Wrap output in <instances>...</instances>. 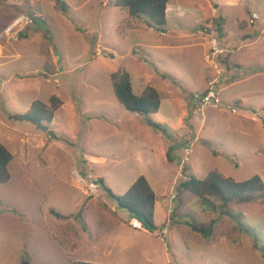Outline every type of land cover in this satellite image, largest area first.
<instances>
[{"label":"rangeland","instance_id":"1","mask_svg":"<svg viewBox=\"0 0 264 264\" xmlns=\"http://www.w3.org/2000/svg\"><path fill=\"white\" fill-rule=\"evenodd\" d=\"M60 1L66 12L58 0H0V142L14 156L0 185V264H264L241 231L264 247V204L210 207L176 190L214 170L264 180V0H171L159 29L113 0ZM21 16L29 24L9 31ZM207 30L232 53L219 64L218 104L203 105L198 94L217 75ZM120 69L135 94L160 93L157 114L117 101L111 75ZM52 96L63 103L52 123L24 117ZM75 172L119 196L145 176L157 230L130 229L129 213L104 190L87 194ZM193 219L217 221L210 240L187 225Z\"/></svg>","mask_w":264,"mask_h":264},{"label":"trees","instance_id":"2","mask_svg":"<svg viewBox=\"0 0 264 264\" xmlns=\"http://www.w3.org/2000/svg\"><path fill=\"white\" fill-rule=\"evenodd\" d=\"M170 2L171 0H113V6L125 10L135 22L146 18L145 24L148 27L159 29L167 24ZM58 3L61 5L62 10L66 12L65 4L60 0H58ZM111 82L117 101L127 111L144 117H150L159 112L161 95L155 88L147 87L141 95L135 94L130 74L122 69L111 75ZM62 105V101L57 96H52L49 104L41 101L33 103L30 111L24 117L36 124L52 123L55 113ZM13 159L14 156L11 151L0 142V185L6 184L11 179L9 166ZM184 172L186 173L185 168ZM98 182L101 190H104L108 197L117 203L119 208L125 209L129 213V220L137 219L149 232L157 230L155 225L157 196L145 176H140L129 190L120 196L115 195L102 178ZM176 190L189 192L202 199L203 203L210 207L212 199L222 202L225 206L229 203L240 205L264 204V180L260 176H253L248 180L238 182L232 178H225L214 170L205 179H198L192 175L186 176V179L177 186ZM216 224V220L208 225L198 224L194 219L187 223L195 233L206 240L213 237ZM241 231L252 239L254 248L259 250L264 258V247L260 244L256 233L243 225H241ZM73 264L97 263L75 262Z\"/></svg>","mask_w":264,"mask_h":264},{"label":"built area","instance_id":"3","mask_svg":"<svg viewBox=\"0 0 264 264\" xmlns=\"http://www.w3.org/2000/svg\"><path fill=\"white\" fill-rule=\"evenodd\" d=\"M258 19H259L258 14L254 13L252 15L251 23L254 24V22ZM24 23H26V25H28L29 19L26 16H21L14 21V23L10 26V28L8 30L10 31V30H13L16 28L18 29ZM162 34H164V33H162ZM229 53H231V51L224 50L220 46V42L218 41V39L216 37H214L213 35H211V47H210L209 52L206 54L205 58L207 61H209L215 65L217 75L211 82L208 83V88L206 89V91L198 96L200 102L203 105L218 104L219 94H220V90H219L218 86L222 84L223 79L226 75V70L220 69L219 64L222 65V63H221L222 57L224 55H228ZM186 153H187V155L190 153V148L186 150ZM186 159H188V158H186ZM186 159H185V161H186ZM75 174L77 176L76 178H77L78 184L80 186L85 187L87 194H89L91 196H95L100 192L101 186H100L98 181H96V180H85L78 173L75 172ZM174 197L175 196L172 193L171 194V200H173ZM130 224H131L132 228H134V229H137V230L144 229L141 222L138 221L137 219H132Z\"/></svg>","mask_w":264,"mask_h":264},{"label":"crops","instance_id":"4","mask_svg":"<svg viewBox=\"0 0 264 264\" xmlns=\"http://www.w3.org/2000/svg\"><path fill=\"white\" fill-rule=\"evenodd\" d=\"M217 13V10H215V12H214V14H216ZM211 20V19H210ZM252 20V19H251ZM251 20H250V22H251ZM162 33H164V34H162ZM213 33V32H212ZM211 32H208V30H207V34H208V36H210L211 37V34H212ZM161 35L162 36H166V32H161ZM183 36H185L183 33H179V35L177 36V37H183ZM246 36V35H245ZM250 36V35H249ZM248 36V37H249ZM183 38H185V37H183ZM223 48V47H222ZM224 50H227V49H225V48H223ZM232 53V52H231ZM206 91V90H205ZM204 91V92H205ZM203 93V92H202ZM202 93H200V94H202ZM200 94H198V96L200 95ZM189 149V148H188ZM187 150V149H186ZM184 162V161H183ZM92 174V173H91ZM91 174H89V177L91 176ZM134 184V183H133ZM174 189V186L171 188V190H173ZM157 196V195H156ZM156 205H157V201H156ZM155 211H156V208H155ZM130 222H131V220H129L128 221V226L130 227V229H132L133 231H136V232H144V233H148V231L146 230V229H142V230H137V229H134V228H132V226L130 225ZM108 253V257L111 255V253H110V251L109 252H107Z\"/></svg>","mask_w":264,"mask_h":264},{"label":"water","instance_id":"5","mask_svg":"<svg viewBox=\"0 0 264 264\" xmlns=\"http://www.w3.org/2000/svg\"><path fill=\"white\" fill-rule=\"evenodd\" d=\"M149 121H150V119H148ZM41 127V126H40ZM42 128V127H41ZM44 129V128H43ZM46 131H47V129H46Z\"/></svg>","mask_w":264,"mask_h":264},{"label":"clouds","instance_id":"6","mask_svg":"<svg viewBox=\"0 0 264 264\" xmlns=\"http://www.w3.org/2000/svg\"><path fill=\"white\" fill-rule=\"evenodd\" d=\"M145 229V228H144Z\"/></svg>","mask_w":264,"mask_h":264}]
</instances>
